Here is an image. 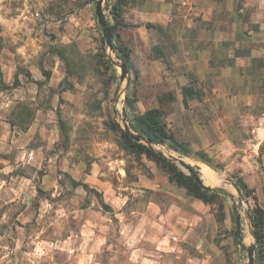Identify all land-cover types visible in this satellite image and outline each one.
Wrapping results in <instances>:
<instances>
[{"label": "rangeland", "instance_id": "374dc122", "mask_svg": "<svg viewBox=\"0 0 264 264\" xmlns=\"http://www.w3.org/2000/svg\"><path fill=\"white\" fill-rule=\"evenodd\" d=\"M105 2L109 0H104V11L112 23ZM94 4L0 0V264H88L75 256L82 252L77 240L86 238L80 232L84 224H110L112 247L123 257L124 240L116 234L119 217L124 214L132 223L148 198L164 207L167 174L144 156L126 154L109 129L111 120L122 127L124 111L125 121L132 119L125 98L133 99L134 75L129 73V85L119 79L117 58L105 47ZM18 103L34 109L25 131L7 122ZM263 144L258 154L247 148L253 165L262 162ZM154 148L192 166L204 184L224 189V215L216 222L212 241L202 251L183 242L182 252H172L182 257L169 264H246V251L234 236L232 202L237 198L224 182L239 177L234 165L243 160L244 149L225 150L223 161L212 156L217 166L208 167L196 151L184 155L166 145ZM256 204L251 191L239 206L245 244L252 240L247 216ZM119 211L123 214H115ZM158 224L160 229L166 225L161 220ZM262 232L264 249V226ZM106 252L110 250L101 248L96 258L101 262ZM254 264H264L256 250Z\"/></svg>", "mask_w": 264, "mask_h": 264}, {"label": "crops", "instance_id": "0c3cea01", "mask_svg": "<svg viewBox=\"0 0 264 264\" xmlns=\"http://www.w3.org/2000/svg\"><path fill=\"white\" fill-rule=\"evenodd\" d=\"M117 38L130 51L132 114L160 108L174 137L202 151L210 165L217 166L212 156L223 161L228 150L244 149L234 168L264 208V150L260 165L247 151L257 153L264 141V0H126ZM183 87L193 89L186 104ZM167 185L163 208L148 198L132 223L115 213L124 216L116 228L123 257L112 247L110 224H84L86 238L77 240L82 252L75 256L88 264H169L182 257L172 252H182L183 242L204 250L217 227L210 205L174 189L168 178ZM103 247L110 252L100 262ZM68 251L74 253L72 246Z\"/></svg>", "mask_w": 264, "mask_h": 264}, {"label": "trees", "instance_id": "16d2710c", "mask_svg": "<svg viewBox=\"0 0 264 264\" xmlns=\"http://www.w3.org/2000/svg\"><path fill=\"white\" fill-rule=\"evenodd\" d=\"M129 1L135 2V0ZM124 2H126V0H116L113 4L105 2V9L109 12V15L113 20V22L110 23L106 19V23L107 28L112 35V49L114 53L122 62L127 64L128 68H130V51L126 46L118 42L116 33L119 5ZM55 52L62 60H67L66 55L61 49H55ZM129 82L130 80L128 81V85ZM182 92L184 95L183 102L186 104L185 96L191 95L193 89L191 87H183ZM195 95L198 96V94ZM125 100L130 107L133 108L134 100L129 99L127 96ZM124 116L126 118L125 111ZM33 117L34 109L32 107L26 103H18L9 113L7 122L10 126L18 127L20 130L25 131L31 124ZM128 125L132 131L142 138L143 141L134 140L131 135L119 125V123L115 120H111L109 122V129L113 132L116 144L119 148L126 154L134 156L136 159H140L144 156L147 160L153 162L158 169L167 174L169 182L174 183L178 187L184 188L188 195L201 200L203 203L210 206H217V208L212 212L216 222H220L224 215L223 203L220 201L223 189H203L201 186L193 182L191 177L179 168L172 160L161 154V151L154 148V146L164 147L166 145L168 148L183 153L184 155L190 153L186 145L183 142H179L174 137L173 133L168 130L163 120V111L158 107H151L141 113H133L132 119L128 120ZM196 156L202 162L212 167V165L209 164V160L206 158V155L202 151H196ZM189 167L197 173L192 166L189 165ZM232 181L244 199L247 198L251 191H253L247 187L240 177H234ZM249 217L253 230L258 238L255 245L256 253H258V257L261 255L264 256V249L262 245L264 208L256 204L251 208Z\"/></svg>", "mask_w": 264, "mask_h": 264}, {"label": "water", "instance_id": "95a60500", "mask_svg": "<svg viewBox=\"0 0 264 264\" xmlns=\"http://www.w3.org/2000/svg\"><path fill=\"white\" fill-rule=\"evenodd\" d=\"M94 13H95L97 23H98L100 30H101V33H102V38H103L105 47L107 49H109L110 51L114 52L112 49V35L110 34V32L107 28V23H106V16H105V11H104V0H95ZM115 56H116V54H115ZM116 58H117V60L115 61V64L120 69L119 79L121 81L126 79V85H128L129 68H128L127 64L122 62L117 56H116ZM121 121H122V128L127 133H129L134 140L143 141L139 135H137L134 131H132L130 129L128 122L125 121V118L123 116L121 118ZM160 153L164 155V153H162V152H160ZM167 158L172 160L177 166H179L184 172H186V174H188L191 177L193 182H195L196 184L201 186L203 189L222 188L220 186L211 187L209 185L204 184V182L201 178V175H199L198 173H196L192 169H190L189 165L185 161H183L177 157H172V158L167 157ZM226 180L231 182L232 186L234 187V189L237 193V196H236L237 203L232 202V210H233V214H234V223H235L234 236H235L236 242L246 251V264H254L255 245L258 241V238L256 236L255 231L252 229V225H251V221H250V217H249L250 215H248L247 218H248V220L250 222V226H251L250 227V234L252 236V240L248 244H245L243 242V238L241 236V214H240V209H239V206H242V196H241L239 190L237 189V187L235 186V184L233 183V181L228 177H226ZM227 195L231 198L230 194L227 193Z\"/></svg>", "mask_w": 264, "mask_h": 264}, {"label": "bare ground", "instance_id": "6f19581e", "mask_svg": "<svg viewBox=\"0 0 264 264\" xmlns=\"http://www.w3.org/2000/svg\"><path fill=\"white\" fill-rule=\"evenodd\" d=\"M207 169H208V168H207ZM205 171H206V169H205ZM216 178H217V177H216ZM216 178H215V180H216ZM217 179H218V178H217ZM224 182L232 186L231 182H229L228 180H226V178L224 179ZM232 187H233V186H232ZM233 190H234V192H235V195H234V196H235V198H236V195H237V194H236V191H235L234 187H233Z\"/></svg>", "mask_w": 264, "mask_h": 264}]
</instances>
